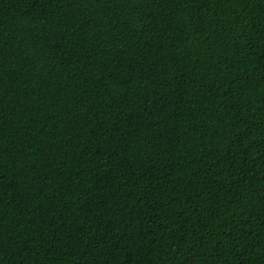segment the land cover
Wrapping results in <instances>:
<instances>
[{"label": "trees", "instance_id": "trees-1", "mask_svg": "<svg viewBox=\"0 0 264 264\" xmlns=\"http://www.w3.org/2000/svg\"><path fill=\"white\" fill-rule=\"evenodd\" d=\"M0 264H264V0H0Z\"/></svg>", "mask_w": 264, "mask_h": 264}]
</instances>
